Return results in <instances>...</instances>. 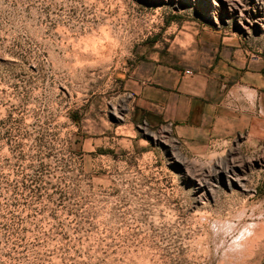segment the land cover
Segmentation results:
<instances>
[{"label": "rangeland", "instance_id": "obj_1", "mask_svg": "<svg viewBox=\"0 0 264 264\" xmlns=\"http://www.w3.org/2000/svg\"><path fill=\"white\" fill-rule=\"evenodd\" d=\"M199 1L0 0V264H264V112L189 147L121 82L205 25L264 59V33ZM233 159L244 187L213 178Z\"/></svg>", "mask_w": 264, "mask_h": 264}, {"label": "crops", "instance_id": "obj_2", "mask_svg": "<svg viewBox=\"0 0 264 264\" xmlns=\"http://www.w3.org/2000/svg\"><path fill=\"white\" fill-rule=\"evenodd\" d=\"M190 48L184 58L142 50L124 68L121 82L138 112L153 124L173 122L175 135L189 147L246 135L257 111L264 112V59L208 25L195 31ZM187 68L194 73L186 75Z\"/></svg>", "mask_w": 264, "mask_h": 264}, {"label": "bare ground", "instance_id": "obj_3", "mask_svg": "<svg viewBox=\"0 0 264 264\" xmlns=\"http://www.w3.org/2000/svg\"><path fill=\"white\" fill-rule=\"evenodd\" d=\"M204 2H209L210 0H203ZM213 1V0H212ZM220 2L215 1V4L220 7V10L222 11V16H228L227 13H230L231 15H234L238 18L235 19V21L239 24V26L244 31H250L253 28H262L264 30V0H255L256 2L253 5H250L248 1L246 0H218ZM217 10L216 6L213 4L212 12L214 15L215 11ZM230 17V16H228ZM231 18V17H230ZM234 19V18H232ZM243 25H241L240 23ZM245 27L246 29H244ZM238 159V158H237ZM260 160V159H258ZM234 161L236 163V159H233V164H231L226 170L222 171H216L213 175V178L218 180L219 177H224L225 175V181H227L229 184H237L239 186H243L242 180L246 178L244 177L245 173V167H250V164H252L251 160L246 161V166H243L241 164H234ZM231 162V161H230ZM244 163V162H243ZM242 163V164H243ZM220 170V168H218ZM212 178V179H213ZM213 183V182H212ZM201 184V183H200ZM211 184V183H210ZM200 190H210L212 185L208 187V183L206 185L202 186L200 185Z\"/></svg>", "mask_w": 264, "mask_h": 264}, {"label": "built area", "instance_id": "obj_4", "mask_svg": "<svg viewBox=\"0 0 264 264\" xmlns=\"http://www.w3.org/2000/svg\"><path fill=\"white\" fill-rule=\"evenodd\" d=\"M192 1H198V0H192ZM200 2V4H201V8H203L204 9V15H206V17H207V19H203L204 21H209L210 23H212V24H214V23H216V21L218 20V19H222V18H226L227 20H233L236 24H237V28H239L240 30H242L243 32H245V33H249V34H251V32L252 31H259V32H261V33H264V30L260 27H258V28H253L252 30H250V31H244L240 26H239V24L235 21V19H232V18H230V17H228L227 15L226 16H217V15H214L213 14V12H212V7H213V1L212 0H210L209 2H204L203 0H200L199 1ZM184 73L186 74V75H192L193 73H194V71H193V69H191V68H187L185 71H184ZM165 124L167 125V127L170 129V130H172L173 129V122H171V121H167V122H165Z\"/></svg>", "mask_w": 264, "mask_h": 264}]
</instances>
